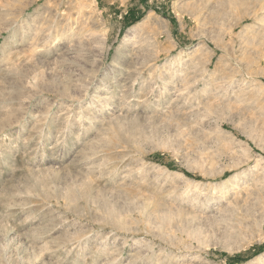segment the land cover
I'll return each mask as SVG.
<instances>
[{
  "label": "rangeland",
  "instance_id": "1",
  "mask_svg": "<svg viewBox=\"0 0 264 264\" xmlns=\"http://www.w3.org/2000/svg\"><path fill=\"white\" fill-rule=\"evenodd\" d=\"M0 264H264V0H0Z\"/></svg>",
  "mask_w": 264,
  "mask_h": 264
},
{
  "label": "bare ground",
  "instance_id": "2",
  "mask_svg": "<svg viewBox=\"0 0 264 264\" xmlns=\"http://www.w3.org/2000/svg\"><path fill=\"white\" fill-rule=\"evenodd\" d=\"M148 19V18H147ZM182 173H180V175H181Z\"/></svg>",
  "mask_w": 264,
  "mask_h": 264
}]
</instances>
